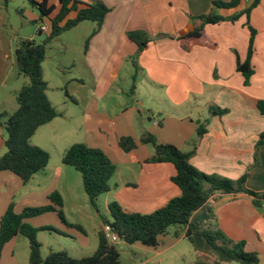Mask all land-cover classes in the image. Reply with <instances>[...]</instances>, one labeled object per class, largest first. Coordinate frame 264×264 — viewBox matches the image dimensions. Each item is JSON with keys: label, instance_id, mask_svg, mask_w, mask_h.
<instances>
[{"label": "crops", "instance_id": "crops-1", "mask_svg": "<svg viewBox=\"0 0 264 264\" xmlns=\"http://www.w3.org/2000/svg\"><path fill=\"white\" fill-rule=\"evenodd\" d=\"M27 1L29 3L30 0ZM77 1L85 4L100 1L111 8L94 36L91 37L96 23H93V27L85 25L89 26L91 32L85 40L89 42L83 64L90 71L92 92L88 96L69 93L63 104L66 108L65 117L59 116L44 127L60 129V124L69 126L66 119L71 105L66 101L72 99L76 102L73 107L81 113L78 129L63 133H72L73 136L83 133L84 129L88 134L85 140L87 145L102 150L117 166V172L111 180L112 190L104 194L108 210L109 204L116 201L127 212L152 214L181 196L180 189L172 181L176 174L175 167L170 163L149 162L154 148L140 143L142 134L147 132L154 134L159 143L173 145L185 153L191 152L196 142L195 153L190 159L193 167L207 175L232 181L248 174L246 188L264 196V144L259 146L264 134V114L259 109V104L264 105V0H259L249 14L247 10L257 0H237V5L230 9L215 8L213 3H230L233 0ZM49 4L56 8L55 14L59 12L58 0H50ZM212 13L225 20L202 28L203 36L211 44L195 40H187L183 44L182 37L202 26L196 18ZM30 17L31 24L37 21L34 25L38 34L47 35L40 27L47 25L48 19L40 20V15L34 13ZM138 31L145 32L151 39L141 51L128 38L129 32ZM252 31H255V37L250 66L254 73L247 80L238 67L249 59ZM29 39L34 40V37ZM80 82L81 87L88 86L85 81ZM47 95L56 108L48 91ZM213 107L225 113L213 116L210 112ZM18 108L13 105L7 110L6 106H2L0 113L12 114ZM58 120L63 122L58 123ZM201 125L206 127V133L198 138L197 130ZM53 133L52 141L56 142L54 138L60 141L61 136ZM35 135L31 144L43 149V146L33 142ZM124 137H133L137 141V148L124 152L119 146V140ZM6 138V131L0 125V158L7 153ZM75 143L66 144L61 161L65 152ZM66 168L63 163L53 167L51 161L33 179L39 174L60 179L64 176L68 192L71 193L74 173ZM28 184L11 172H0V220L11 203L16 212L18 207L45 206L49 195L54 192L62 196L66 206L65 193L59 188V182L53 185V190L36 194L24 193ZM14 189L21 194L20 202H13L15 198L11 201ZM262 202L243 193L217 194L193 214L191 223L199 231L206 230L210 222L209 208H213L216 215L215 229L233 242H244L245 250L258 254L259 264H264ZM42 216L32 218L27 223ZM82 229L85 231L82 233L87 235V231ZM185 235L186 230L179 237L171 238L170 234L162 236L156 248L141 244L130 246L150 254L139 264H162L168 252L188 240ZM19 237L4 247L0 264L8 260V252L11 254L9 264H20L17 256ZM191 246L203 258L226 263L229 261V257L211 247L204 237H195ZM25 250L30 251L29 241ZM52 251L60 250L50 247L45 252L42 245L43 257ZM27 262L30 264L29 253Z\"/></svg>", "mask_w": 264, "mask_h": 264}, {"label": "trees", "instance_id": "trees-1", "mask_svg": "<svg viewBox=\"0 0 264 264\" xmlns=\"http://www.w3.org/2000/svg\"><path fill=\"white\" fill-rule=\"evenodd\" d=\"M2 1L6 6L10 2V0ZM29 2L38 11L40 20L48 19L47 37L42 44L31 39H23L19 42L15 51L17 67L21 75L28 77L29 83L24 85L17 94L18 110L12 114L9 112L0 113V125L7 134L5 140L7 153L0 158V172H11L18 176L24 184H28L36 174L44 171L51 159L46 150L31 144L32 137L39 128L50 124L60 116L48 98V84L44 80L43 64L47 58V46L63 33L73 30L83 22L96 23V29L91 37L94 36L111 12V8L100 1L85 4L77 0H58L59 12L55 18H51L56 8L49 4L50 0L41 2L30 0ZM258 3L259 0L247 10V14ZM213 5L215 8L230 9L237 5V0L230 3L217 1ZM74 11L77 13L76 18L66 20ZM196 20L201 21L202 26L182 37L183 44L187 40L211 44L203 36L202 28L207 24L220 23L225 18L212 13L198 17ZM63 22H65L64 25H62ZM32 23L36 24L37 21ZM254 37L255 31H252L249 59L247 63L238 67L247 80L254 73L250 66ZM128 38L138 45L140 51L147 47L151 41L149 36L142 31L129 32ZM88 42L89 40L87 44ZM134 91L135 85L132 88L133 93ZM259 109L264 114L263 104H259ZM210 112L213 116L225 113L215 107L211 108ZM205 133L206 127L201 125L197 130V137L200 138ZM140 143L153 146L154 153L149 160L150 163H170L175 167L176 174L172 181L180 189L181 196L172 199L165 207L152 214L130 213L125 211L118 202H111L109 212L112 221H108L106 224L111 225L113 231L123 238V242L128 245L141 244L148 248H156L162 236H167L174 230V236L179 237L186 230L185 236L192 244L195 237H204L211 247L220 250L234 262L259 264L258 254L247 252L244 242H233L218 229H215L216 215L213 208H209L210 222L206 230L199 231L191 223L193 214L217 194L243 193L251 195L259 201H264V196L246 188L248 174L237 181H232L199 171L190 163L196 150V142H194L193 150L189 153L182 152L173 145L159 143L157 137L150 132L142 134ZM262 144H264V134L261 136L259 146ZM119 146L124 152H131L138 145L133 137H124L119 140ZM62 163L82 175L83 188L92 206L96 207L99 198L112 190L111 180L117 172V166L102 150L91 148L85 144H74L65 152ZM48 213L58 214L60 221L65 226L85 233L81 226L68 222L64 213L63 198L58 192L49 195L47 205L28 207L20 214L15 212L14 204L11 203L0 220V261L4 247L14 238L23 236L29 241L30 264H122L117 244L111 243L103 231L99 232L98 248L92 255L75 258L66 251H52L47 257H43L42 244L37 239L39 231L32 228L27 221Z\"/></svg>", "mask_w": 264, "mask_h": 264}, {"label": "rangeland", "instance_id": "rangeland-1", "mask_svg": "<svg viewBox=\"0 0 264 264\" xmlns=\"http://www.w3.org/2000/svg\"><path fill=\"white\" fill-rule=\"evenodd\" d=\"M55 11L51 15V18H55L57 15L58 12L55 14ZM31 13L38 14V11L27 0H10L7 6L0 0V16L2 17L3 24L0 27V110H2V106H6L7 110H10L9 108H12L13 105L18 106L15 100L16 94L29 81L28 77L20 74L17 67L15 51L19 42L33 36L37 43L42 44L47 37L46 35L40 36L36 25L29 22ZM76 15L77 13L74 11L66 20L76 18ZM85 25L93 27L94 24L93 22H88L84 26H77L78 28L76 27L74 28L75 30L63 33L47 46V58L43 64L44 80L48 84L49 95L55 103L60 116L63 118L65 117L66 110L63 105L64 99L69 97V93L75 96H88L92 92L90 71L83 64L87 51V42L85 40L89 32H91V29L88 28L89 26ZM80 81H83V83L85 81L88 86L81 87L82 83ZM66 103L71 105L69 108L70 118L67 117L66 119L69 126L67 124H60V129H53L52 126H43L39 131L37 130L33 140V142L43 146V149L50 153V162L52 161L53 167L55 164L62 163L61 154L66 144H69V142L85 144L88 136L84 129L83 133L74 134L73 136L72 133H63V131L78 129V124L81 121V113L73 107L76 102L69 99ZM58 121V123L63 122L62 120ZM53 132L61 136L58 142L54 138L55 143H57L55 146H53L55 143L52 141ZM101 137H104V135ZM66 167V169H70L74 173V178H72L73 190L71 193L68 192L64 176L60 179L57 176H45L43 174H39L34 178L26 187L24 193L36 194L53 190V185L59 182V188L63 190L66 197L64 213L68 222L72 225L82 226L87 231V235L75 228L65 226L56 213H48L41 218L34 219L29 225L39 231L37 239L42 243L45 252L51 247L56 250L67 251L71 256L81 258L97 250L99 243L98 232L100 228H103L104 222L112 221V217L104 202L106 196H101V200L97 202L96 207L92 206L83 188L82 175L75 169L69 166ZM3 192L7 193L8 191ZM13 198H15L13 202L21 201V194L17 189H14L11 201ZM45 201L43 200L42 202ZM16 210L18 212H15L20 214L24 208L18 207ZM170 237L174 238L173 231ZM26 244L28 245L27 238L20 236L17 249L20 264H28L27 259L30 252L25 250ZM117 246L121 253L122 264H139L150 257V254L143 250L134 249L122 241L117 242ZM133 252L136 253L135 256ZM7 258L8 260H5L1 264L10 263V252H8ZM164 258L165 263L162 264H239L229 258H227L229 261L226 263L198 256L189 240H185L182 244L172 249ZM263 258L264 256H262ZM201 259L203 262H201Z\"/></svg>", "mask_w": 264, "mask_h": 264}, {"label": "built area", "instance_id": "built-area-1", "mask_svg": "<svg viewBox=\"0 0 264 264\" xmlns=\"http://www.w3.org/2000/svg\"><path fill=\"white\" fill-rule=\"evenodd\" d=\"M40 29L42 30V32H47L48 25H41ZM262 209L264 210V201L262 202ZM102 231L111 243H117L120 241V237L113 231L111 225L105 224L102 228Z\"/></svg>", "mask_w": 264, "mask_h": 264}, {"label": "water", "instance_id": "water-1", "mask_svg": "<svg viewBox=\"0 0 264 264\" xmlns=\"http://www.w3.org/2000/svg\"><path fill=\"white\" fill-rule=\"evenodd\" d=\"M105 224H106V222H104V225H105ZM120 239H121V240H123V238H122V237H120Z\"/></svg>", "mask_w": 264, "mask_h": 264}]
</instances>
